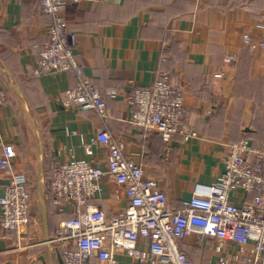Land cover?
I'll list each match as a JSON object with an SVG mask.
<instances>
[{
	"label": "crops",
	"instance_id": "1",
	"mask_svg": "<svg viewBox=\"0 0 264 264\" xmlns=\"http://www.w3.org/2000/svg\"><path fill=\"white\" fill-rule=\"evenodd\" d=\"M64 14L84 72L106 100V117L62 105L72 72L33 74L47 32L39 0H0V87L6 93L0 153L2 144L14 145L13 168L26 175L30 192L28 225L18 231L0 226V264H63L59 248L48 242L66 215L47 190L50 168L70 150L86 157L81 139L90 142L101 129L124 141L170 208L180 207L195 184L218 180L229 143L245 137L264 144V0H65ZM161 75L183 91L180 129L196 136L176 133L166 145L158 130L130 125L126 97ZM92 149L94 164L105 167L107 148L96 143ZM9 178L0 172V195ZM251 196L237 189L231 199L241 204ZM89 203L111 214L127 200L104 177ZM180 243L194 264L216 256L213 239L193 234ZM116 264L138 262L118 255Z\"/></svg>",
	"mask_w": 264,
	"mask_h": 264
},
{
	"label": "built area",
	"instance_id": "2",
	"mask_svg": "<svg viewBox=\"0 0 264 264\" xmlns=\"http://www.w3.org/2000/svg\"><path fill=\"white\" fill-rule=\"evenodd\" d=\"M47 16L45 40L37 52L33 74L68 71L75 76L64 93L62 105L93 111L101 119L106 100L85 74L64 14L65 0H39ZM243 39L249 42V36ZM263 46V42H259ZM0 87V103L5 100ZM129 123L160 132L166 143L176 133L184 138L195 131L180 129L185 117L184 93L173 87L166 75L148 86H134L128 96ZM74 133V131H69ZM108 150L105 167L94 164L93 144ZM86 157H69L51 165L47 190L62 214L54 235L48 240L59 248L63 264H116L124 255L138 264H194L181 246L193 234L213 239L215 258L208 264H264V144L240 138L228 144L223 170L215 183H197L180 207L170 208L165 192L125 150L124 141L107 129L99 130L90 142L81 139ZM0 172L10 178L0 195V226L20 230L30 221V192L26 175L14 170L16 150L11 142L1 145ZM169 148L162 157L167 160ZM104 177H111L125 192L127 204L106 214L89 203L100 191ZM237 189L251 193L236 204L231 194ZM142 244V245H141Z\"/></svg>",
	"mask_w": 264,
	"mask_h": 264
},
{
	"label": "trees",
	"instance_id": "3",
	"mask_svg": "<svg viewBox=\"0 0 264 264\" xmlns=\"http://www.w3.org/2000/svg\"><path fill=\"white\" fill-rule=\"evenodd\" d=\"M6 230H10V229H6ZM185 251V250H184ZM186 252V251H185ZM186 254H187V252H186ZM187 256L189 257V255L187 254ZM190 258V257H189ZM191 259V258H190Z\"/></svg>",
	"mask_w": 264,
	"mask_h": 264
}]
</instances>
